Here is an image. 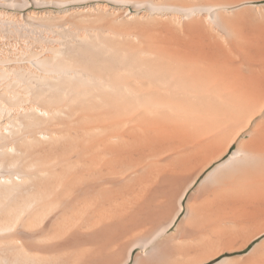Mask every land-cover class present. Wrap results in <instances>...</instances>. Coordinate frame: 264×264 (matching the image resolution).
Listing matches in <instances>:
<instances>
[{
    "label": "bare ground",
    "instance_id": "6f19581e",
    "mask_svg": "<svg viewBox=\"0 0 264 264\" xmlns=\"http://www.w3.org/2000/svg\"><path fill=\"white\" fill-rule=\"evenodd\" d=\"M209 262L264 264V0H0V264Z\"/></svg>",
    "mask_w": 264,
    "mask_h": 264
},
{
    "label": "crops",
    "instance_id": "0c3cea01",
    "mask_svg": "<svg viewBox=\"0 0 264 264\" xmlns=\"http://www.w3.org/2000/svg\"><path fill=\"white\" fill-rule=\"evenodd\" d=\"M206 173L207 172H204L203 173V176H205L206 175ZM176 188H173V187H170V188H172V189H180L181 187L180 186H175ZM180 187V188H179ZM197 191L199 192L200 191V189H199V186H198V184L197 185H195L194 187H192V188H190L189 190H188V194H192V193H197ZM182 219H183V216H180L178 219H177V221H176V223H175V226L173 227V228H171L167 233H166V235H165V239L166 240H164V241H162L163 243H162V245H161V247L162 248H198L197 246H195V244L193 243V236H194V234L191 232V231H188V232H191V233H185V232H183L182 231V229H178V226L180 225V223H181V221H182ZM256 232H255V235L258 233V229L257 230H255ZM236 234L238 233V231L237 232H235ZM235 233H233V235L235 234ZM234 235V236H237V235ZM259 234V233H258ZM257 234V235H258ZM240 235V234H239ZM238 235V236H239ZM184 241H187V242H190L189 244H191V245H189V244H182ZM180 242V243H179ZM165 243V244H164ZM241 243V244H240ZM257 243V239H255V240H253V241H251L250 243H249V245L247 246V248H253V246L255 245ZM192 244H193V246H192ZM237 245H235V247L236 248H238V246H239V244H240V246H239V248L240 247H242L243 245H242V242L241 241H238L237 243H236ZM188 246V247H187ZM231 258V257H230Z\"/></svg>",
    "mask_w": 264,
    "mask_h": 264
},
{
    "label": "rangeland",
    "instance_id": "374dc122",
    "mask_svg": "<svg viewBox=\"0 0 264 264\" xmlns=\"http://www.w3.org/2000/svg\"><path fill=\"white\" fill-rule=\"evenodd\" d=\"M238 255V253H236V254H230V253H228V254H226V255H224V256H222V257H236ZM221 257V258H222ZM216 260H214V262H215ZM213 263V262H212ZM211 262H209L208 264H212Z\"/></svg>",
    "mask_w": 264,
    "mask_h": 264
}]
</instances>
